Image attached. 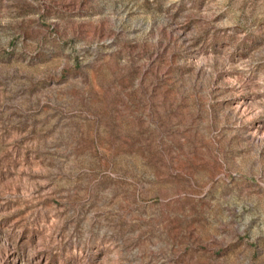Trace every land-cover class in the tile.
<instances>
[{"label":"rangeland","instance_id":"rangeland-1","mask_svg":"<svg viewBox=\"0 0 264 264\" xmlns=\"http://www.w3.org/2000/svg\"><path fill=\"white\" fill-rule=\"evenodd\" d=\"M0 264H264V0H0Z\"/></svg>","mask_w":264,"mask_h":264}]
</instances>
